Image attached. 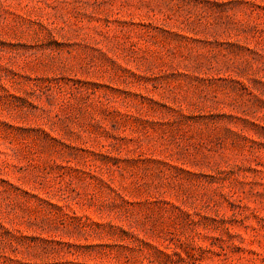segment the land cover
<instances>
[{
	"label": "rangeland",
	"instance_id": "374dc122",
	"mask_svg": "<svg viewBox=\"0 0 264 264\" xmlns=\"http://www.w3.org/2000/svg\"><path fill=\"white\" fill-rule=\"evenodd\" d=\"M0 264H264V0H0Z\"/></svg>",
	"mask_w": 264,
	"mask_h": 264
}]
</instances>
